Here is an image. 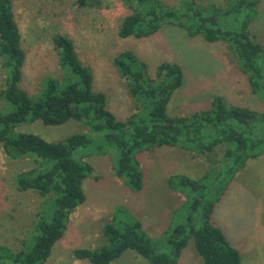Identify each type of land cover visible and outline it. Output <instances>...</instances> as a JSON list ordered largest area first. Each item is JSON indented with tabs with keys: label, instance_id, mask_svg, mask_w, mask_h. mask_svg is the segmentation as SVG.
<instances>
[{
	"label": "trees",
	"instance_id": "obj_1",
	"mask_svg": "<svg viewBox=\"0 0 264 264\" xmlns=\"http://www.w3.org/2000/svg\"><path fill=\"white\" fill-rule=\"evenodd\" d=\"M129 9L117 31L119 38H149L165 26H178L188 36L225 42L247 75L253 93L264 104V44L251 33L250 24L263 0H231L225 6L200 0H181L169 6L160 0H120ZM14 0H0V59L6 72L1 97L12 110L0 114V146L11 159L33 158L35 166L19 173L16 188L45 198L34 222V234L27 249L12 251L0 247V264H44L53 245L60 240L73 211L86 200L84 179L93 167L78 161L75 152L93 144L113 147L118 152L114 171L132 190L143 187V173L137 154L155 147H179L198 154L224 147L223 170L200 180L174 175L171 188L188 196L184 221L172 227L166 249H159L141 229L140 223L107 224L103 233L108 245L76 249L74 257L83 263L111 264L127 251H135L149 264H177L190 240L202 257V264H243L240 252L212 221L215 202L237 171L249 160L264 155V111L228 105L221 96L209 108L187 116L167 113L173 93L182 85L183 72L177 63L163 62L155 77H148L146 65L132 50H124L113 63L125 79L137 111L122 121L108 109L107 95L95 91L92 70L83 64L73 40L65 34L52 37L58 54L60 78L47 77L39 91L21 87L26 62L22 36L13 10ZM94 6L97 0H79ZM69 120L87 124L98 137L76 134L60 142H48L32 133L13 135L21 123L41 121L60 126ZM218 182L216 196H208ZM213 188V189H212ZM29 245V246H28Z\"/></svg>",
	"mask_w": 264,
	"mask_h": 264
},
{
	"label": "rangeland",
	"instance_id": "obj_2",
	"mask_svg": "<svg viewBox=\"0 0 264 264\" xmlns=\"http://www.w3.org/2000/svg\"><path fill=\"white\" fill-rule=\"evenodd\" d=\"M97 1L91 7L82 6L79 0H14V15L26 52L20 85L28 93L36 94L49 76L60 78L58 54L52 43V37L60 33L73 40L80 60L92 70L94 90L107 95V107L119 120H127L138 109L125 79L113 63V58L124 50L137 54L146 65L148 77H155L163 62L177 63L182 68V85L173 93L167 109L171 117L205 110L218 96L228 105L264 111L262 100L253 93L247 75L227 43H211L198 35L190 37L172 25L149 38L122 39L117 31L129 9L120 0ZM160 1L169 6L181 3V0ZM200 1L225 6L231 0ZM250 30L264 44V0L258 6ZM5 84L6 72L0 59V92ZM12 108L0 95V114ZM12 133H32L48 142L64 141L76 134L98 137L86 123L76 120L60 126L45 125L41 121L21 123ZM223 154V146L206 154L169 146L137 154L143 187L136 191L115 174L118 157L115 148H99L96 144L79 148L75 158L93 167L83 181L86 200L70 215L63 237L53 245L44 264H92L77 260L73 252L107 246L103 233L107 224L122 226L138 222L160 250L166 249L168 232L184 221L188 201L186 193L170 187L169 179L174 175L194 180L208 174L210 178L219 175L223 170ZM34 166L33 158L11 159L0 146V247L12 251L27 249L25 245L33 237V225L45 198L33 191H19L16 177ZM217 185L214 181L216 187L208 196H216ZM212 221L238 249L243 264H264V155L249 160L237 171L215 202ZM111 264L149 262L135 251H127ZM177 264H202L192 240Z\"/></svg>",
	"mask_w": 264,
	"mask_h": 264
}]
</instances>
